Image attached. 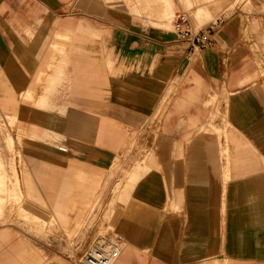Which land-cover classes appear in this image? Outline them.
I'll use <instances>...</instances> for the list:
<instances>
[{"label": "crops", "instance_id": "0c3cea01", "mask_svg": "<svg viewBox=\"0 0 264 264\" xmlns=\"http://www.w3.org/2000/svg\"><path fill=\"white\" fill-rule=\"evenodd\" d=\"M105 1L0 0V114L27 134L19 216L32 230L45 222L27 219L31 199L48 222L77 220L129 135L156 128L120 182L114 224L127 246L115 264H264V0L219 21L189 60L188 42L164 32L177 0ZM178 1L210 17L201 25L238 2ZM217 115V135L204 133ZM10 210L5 198L0 222ZM50 251L0 228V264H52Z\"/></svg>", "mask_w": 264, "mask_h": 264}, {"label": "rangeland", "instance_id": "374dc122", "mask_svg": "<svg viewBox=\"0 0 264 264\" xmlns=\"http://www.w3.org/2000/svg\"><path fill=\"white\" fill-rule=\"evenodd\" d=\"M70 1L69 6L66 8L69 12L78 9V5L72 4ZM106 1L104 0V7L107 8ZM116 5L125 7L124 3L117 2ZM226 13H218L214 20L207 22L208 25L216 26V24L223 18H227L229 14L233 13L237 7H240L244 12H251L250 4L248 0H238L236 4L230 5V10ZM126 8V7H125ZM182 11L187 13L191 23V27L197 31L204 25H201L204 21H208L210 17H201L197 19L194 14V10L191 6L186 5V8L178 0L173 7V11ZM190 14L192 15V20ZM169 17V21L171 20ZM203 18V19H202ZM206 18V20H204ZM201 25V26H200ZM165 33L173 34V29L170 31H164ZM264 75V71L262 74ZM189 82V78L186 79ZM176 89L173 84H169V90ZM64 90L63 86H59L58 90L53 92L52 95H57L58 91ZM220 113V112H219ZM214 120H217L222 125V117L217 115L216 118L212 119L209 124V130L204 131L206 134H214L210 124L212 125ZM156 126V125H155ZM221 137V136H220ZM24 138H27V134L23 133L20 129V122L16 119V116L5 113L0 114V219L4 215L5 198L13 201L16 205L17 210H10L11 216L4 222H0V228H8L9 232L13 237L22 236L28 238L33 244L43 249H51V253L47 252V257H57L53 260L52 264H82L80 259L84 248L89 244L90 240L96 235L109 233L112 237L121 238L123 223L118 227V231L114 224L115 217L124 208L123 203L124 196L122 182L127 175H129L136 166L144 159H146V153L152 152L151 143L156 139V128L154 129H143L137 132H132L126 144H123L120 151L117 154L114 165L111 172L101 179L99 184L92 191L90 195V201L87 202L80 211V216L77 220L66 222L60 215L54 214L51 218L50 210L37 209L39 206L35 201L22 202V206L32 212L34 215L29 216L28 220L32 219V222L38 218L43 219L45 222L38 223L37 228H30V225L25 223L19 214L25 213L24 209L18 211L19 208V174L22 175L21 168L24 167L25 163L22 161L21 143ZM119 167V169H117ZM10 172L15 183L11 188L7 187L8 175L7 171ZM18 172V174H17ZM21 172V173H20ZM96 206L94 216L89 218L90 210ZM91 208V209H90ZM16 212V213H15ZM19 212V213H18ZM15 213V214H13ZM88 221V222H87ZM48 225L46 231H42L44 227ZM125 235V234H124ZM59 258V259H58Z\"/></svg>", "mask_w": 264, "mask_h": 264}, {"label": "built area", "instance_id": "2783aa9c", "mask_svg": "<svg viewBox=\"0 0 264 264\" xmlns=\"http://www.w3.org/2000/svg\"><path fill=\"white\" fill-rule=\"evenodd\" d=\"M212 32L213 25H206L197 31L192 29L189 16L185 12H178L173 20V34L177 39L189 44L188 60L195 50L211 47ZM58 149L65 151L63 147ZM95 209L96 206L90 210L89 218L94 216ZM121 242L120 238L112 237L109 233H96L84 248L80 261L82 264H114L120 256Z\"/></svg>", "mask_w": 264, "mask_h": 264}, {"label": "clouds", "instance_id": "9594fccd", "mask_svg": "<svg viewBox=\"0 0 264 264\" xmlns=\"http://www.w3.org/2000/svg\"><path fill=\"white\" fill-rule=\"evenodd\" d=\"M259 197L256 194H249L245 203L246 205H248L249 207H254L256 205V203L258 202Z\"/></svg>", "mask_w": 264, "mask_h": 264}, {"label": "bare ground", "instance_id": "6f19581e", "mask_svg": "<svg viewBox=\"0 0 264 264\" xmlns=\"http://www.w3.org/2000/svg\"><path fill=\"white\" fill-rule=\"evenodd\" d=\"M174 18H175V16H173L172 17V20H171V29H173V20H174ZM91 209V208H90ZM126 246H127V243H126V241L125 240H122V242H121V245H120V247H121V251H119L120 252V255H121V253L123 252V250L126 248ZM120 250V249H119ZM120 257V256H119ZM119 259V258H118ZM117 259V260H118ZM116 260V261H117ZM115 261V262H116ZM115 262H114V264H115Z\"/></svg>", "mask_w": 264, "mask_h": 264}]
</instances>
